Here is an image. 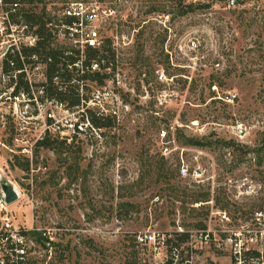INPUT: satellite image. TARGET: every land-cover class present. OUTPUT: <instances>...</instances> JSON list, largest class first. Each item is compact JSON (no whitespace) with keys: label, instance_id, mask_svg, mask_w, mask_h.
Wrapping results in <instances>:
<instances>
[{"label":"rangeland","instance_id":"374dc122","mask_svg":"<svg viewBox=\"0 0 264 264\" xmlns=\"http://www.w3.org/2000/svg\"><path fill=\"white\" fill-rule=\"evenodd\" d=\"M226 2L23 0L22 9L46 6L53 25L69 4L97 11L99 56L110 67L102 72L110 76L104 85L87 81L84 93L88 99L106 85L119 103L100 136L87 129L71 143L54 136L47 147L20 130L9 96L0 94V170L21 193L9 209L23 226L55 231L52 258L42 264H137L138 232L170 231L178 220L185 229L206 225L211 207L195 206V198L208 191L241 219L236 225L264 210V0ZM229 92L238 94L233 104L220 99ZM196 119L204 130L178 125ZM238 123L242 138L233 133ZM162 130L175 132L184 150L164 155ZM192 137L212 144L191 145ZM21 146H32V157Z\"/></svg>","mask_w":264,"mask_h":264},{"label":"built area","instance_id":"2783aa9c","mask_svg":"<svg viewBox=\"0 0 264 264\" xmlns=\"http://www.w3.org/2000/svg\"><path fill=\"white\" fill-rule=\"evenodd\" d=\"M226 3L228 8H235L240 0H227ZM22 6V0L13 2L0 0V90L3 89L0 94L9 96L8 108L12 111L14 120L19 122L20 130L32 132L36 144L54 136L60 141L71 143L74 137L87 129H93L100 136L98 132L100 129L93 125L86 108L92 104L97 107L98 114L115 119L119 108L118 99L114 101L113 91L105 85L102 91L92 92V96L87 100L83 82H79L80 87L77 90L81 97L79 104L69 107L68 102L50 97L47 88V68L51 58H41L32 50L38 47L40 37L35 32L36 27L19 20L22 16ZM83 9L81 6L69 4L63 10V15L74 18V21L68 23L61 20L59 24L49 25L55 39L52 46L63 49L64 59L80 57L75 63L67 61L66 66L70 69L77 66L82 68L81 72L85 71L83 62L86 49L98 47L102 42L98 29L93 25L95 20H98L97 11L84 13ZM114 12L110 8L104 10L108 17ZM105 20L102 18L103 22ZM197 47L198 43L191 41V48ZM87 70L91 72L101 70V65L94 61ZM52 83L57 92L69 94V82L62 80L60 72L54 73ZM212 87L214 90L217 89L216 85ZM237 96V93L229 92L220 99L233 104ZM56 112L66 115L58 119ZM76 112L81 113L80 117L75 115L76 120H73L70 115ZM178 125L194 131H202L205 128L197 119L191 120L190 124ZM232 128L236 137L242 138L245 135L244 124L238 123ZM172 129L176 127L172 126ZM160 137L164 155L183 148L177 144L175 132L167 135L166 130H162ZM16 140L19 138L16 137ZM29 142L30 139L25 140L26 144ZM20 152L30 154L32 157V146L30 148L21 146ZM183 162L182 159L179 168L187 172L188 169ZM2 177H6L16 187V184L0 170V264H42L45 257L50 260L56 240L55 231L52 228L46 231L40 228L34 230L17 222L9 209L10 204L6 201ZM243 192L249 193L250 189L246 188ZM200 205L211 207L208 222L201 228L185 229L178 220L176 227L170 231L149 228L138 232L135 235L138 248L137 264H264L263 209L255 210L253 217L246 220L249 223L236 225L235 219L236 221L241 219L232 217L229 211L216 206L212 197L208 201L195 203V206ZM210 248H213L215 255L205 256V252ZM45 263L48 264V261Z\"/></svg>","mask_w":264,"mask_h":264},{"label":"trees","instance_id":"16d2710c","mask_svg":"<svg viewBox=\"0 0 264 264\" xmlns=\"http://www.w3.org/2000/svg\"><path fill=\"white\" fill-rule=\"evenodd\" d=\"M13 1H16V0H5V2H13ZM22 2H23V0H22ZM65 8H66V6H64L62 8V12ZM21 14H22V16L19 18V20L23 21L24 23L29 24L31 27H36L35 32L40 37L38 47H35L32 50L37 52L41 58H51V61L49 62L48 68H47V79H48L47 88H48V95L50 97H56L59 100L68 102V106L72 107V106L79 104L81 102V97L77 92V90L80 87L79 82H83L84 86L87 90L89 88L87 81H95L100 85L105 84V80L110 75L102 72V69L109 67V66H105L104 64H102L103 59L101 56H99L100 52L102 51V48H105L104 47L105 45H103L104 44L103 40H102L100 46L89 47L86 49L85 56H84V62H83L84 63V70H85L84 72H81L82 68H78L77 66H73V68L70 69L66 66L67 61L70 63H75V62H77V60H79L80 57L72 56L70 58L64 59L63 58L64 57L63 49L60 48L59 46H55V47L52 46L54 39H53V35H52V32L50 31V27H49L52 20H51V17H47L46 6H44L40 12L35 11L33 9H21ZM61 20L63 22L72 23L74 21V18L66 17L65 15H62V17L58 19L57 24H59ZM105 50H111V49L109 48V49H105ZM112 55L114 56V52L112 53ZM94 61H97L100 63L101 70L94 71V72L87 70V67L90 66L91 63ZM5 67H6V69H8L7 66H5ZM56 72H60L61 78L63 81L69 82V84H68V89L70 91L69 94L66 95V94L59 93L56 91V88H55L54 84L52 83V77H53L54 73H56ZM72 81H74V82H72ZM21 83L25 87L24 82L21 81ZM213 85H214V83H212L210 86L212 87ZM86 111L89 115L91 122L93 123V125L96 128L102 129L103 127H105L107 125V122L105 120L109 119L108 117H105V116L98 114V112L91 107L86 108ZM110 119H114V118H110ZM188 143L191 145L202 146V145L212 144V141L210 140V141H206V142L204 141L203 142L202 140L194 139L192 137V138L188 139ZM39 144L43 145V146L50 147V146L54 145V142H52L50 139L47 138V139L39 142ZM29 166H30V160L28 159L27 164H26V169H29ZM160 169L163 170L162 175L168 174L167 170H169V169H165V166L161 165ZM210 198H211V193H210V191H208L207 193H204V194H202V193L198 194V196L195 198V202L208 201V200H210ZM216 206H219L218 203H216ZM202 226H204V225H202Z\"/></svg>","mask_w":264,"mask_h":264},{"label":"water","instance_id":"95a60500","mask_svg":"<svg viewBox=\"0 0 264 264\" xmlns=\"http://www.w3.org/2000/svg\"><path fill=\"white\" fill-rule=\"evenodd\" d=\"M2 188L6 195V201L8 204L15 202L19 198V193L15 188V185L10 182L6 177L1 178Z\"/></svg>","mask_w":264,"mask_h":264},{"label":"bare ground","instance_id":"6f19581e","mask_svg":"<svg viewBox=\"0 0 264 264\" xmlns=\"http://www.w3.org/2000/svg\"><path fill=\"white\" fill-rule=\"evenodd\" d=\"M16 190L18 191V193H19V197L21 196V193H20V190H19V187L16 185Z\"/></svg>","mask_w":264,"mask_h":264}]
</instances>
